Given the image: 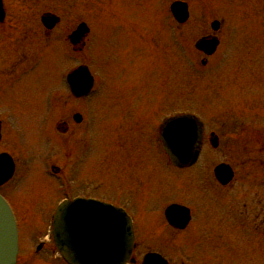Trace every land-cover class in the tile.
Segmentation results:
<instances>
[{
  "label": "rangeland",
  "instance_id": "1",
  "mask_svg": "<svg viewBox=\"0 0 264 264\" xmlns=\"http://www.w3.org/2000/svg\"><path fill=\"white\" fill-rule=\"evenodd\" d=\"M44 1L50 3L40 2V5L35 6L37 9L34 11V8L26 7L31 0H7L8 14L20 16L35 14L40 20L44 10H57L65 16L60 37L64 35V29L76 28L77 23L86 18L85 20L93 28V38L95 41H102L99 45H104L103 48L98 46V50L94 49L89 54L94 60L92 53H96L98 71L96 66L89 65L92 73H103L107 83L101 94L97 92L98 98L75 100L69 95L68 99L63 100H66L68 105L66 109L62 108V114L54 113V123L60 121L64 115L72 120V115L76 111L86 115V120L88 119L89 122L94 120L93 126L87 123L78 127L73 122L74 126L69 136L57 134L56 130L52 133L49 131L43 118L48 116L47 109L43 106V98L46 100V96H49L47 91L50 88L57 84L59 86V83L56 84L53 80L55 73L59 75L62 66L66 68L77 64L76 56H73L71 51L67 57L63 56V61L57 59L44 61L43 64L47 66L53 64L46 67L52 78L47 80L44 87H41V83L38 84L36 74L33 73L19 80L13 91L0 97L1 111L20 109L16 112L17 123L22 129V139L27 143L26 147L32 151L30 156L28 149L22 144H16L17 142L14 144V137L10 134L4 136V141L0 145V152L7 148L16 155L20 163H23L16 178L4 187L5 192L2 191L16 209L22 250L27 251L34 244L50 239L49 217L35 211L37 199L56 203L61 198L55 187L56 183L48 179L43 171L49 156L56 157L59 165L72 181L77 182L75 188L78 189L77 193L80 197H91L106 202L117 203L118 199H124L132 189L138 193L145 192L146 190L138 189L137 183L141 177L154 175L165 178L180 177L176 181L179 183L173 189L167 186L164 189L161 187L159 194L156 195L157 203L151 207L154 209L150 216L140 217V219L152 220L155 228L150 232L145 230V237L142 232L140 233L142 245L138 248V254L158 251L171 258L174 263L177 260H184L187 264H191L193 260V264H264V244L252 241L254 240L252 236L250 238L252 240L247 238L248 235L243 238L241 233L229 229L221 221L215 227L208 221L204 222V217L210 220L209 210L213 208L217 214L221 216L225 214L220 191L213 193L214 195L209 194L212 192L211 189L201 192L205 216L198 221L200 228L197 225L190 230L175 231L167 225L164 211L169 200L183 196L194 197L192 189H184V185L199 181L200 176L204 178L206 175L204 170L210 164L206 159L208 151L203 152L195 169L184 171L173 169L167 165L166 158L157 149L150 150L141 146L155 143H151L147 133L151 123L160 115L152 114L144 120L146 135L141 136L137 129L143 122L138 118L139 112L165 111L166 114L173 109L192 108L205 118L208 113L206 91L213 92L220 89L218 81L223 80L225 76L226 79L231 80L237 75L235 68L239 53L240 55L244 53L245 57L249 58L247 62L243 57L245 67L248 65L260 70L264 68V23L255 15L254 7H251L252 3H249V0H185L189 3L192 16L187 24L180 28L176 27L178 40L184 44V48L178 50L170 32L171 23L166 19L167 16L169 17L167 2L171 3V0L164 2L161 0ZM76 2L79 4L77 8ZM23 6L26 9L22 8ZM72 6L74 8H71ZM263 11V8L256 10L262 21H264ZM110 16L115 22L118 21L114 17L133 18L132 21L126 20V28L120 30L125 33L123 37L128 44L134 43L132 51H128L129 45L121 46V42L111 35L104 36V32L108 35L113 31V27L109 28L107 24V22L111 23ZM101 20L106 22L103 23ZM214 20L224 21L220 32L223 45L211 59V67L197 68L194 60L200 55L194 50L193 44L203 34L211 32L210 23ZM37 23L39 24V21ZM133 27L142 28L147 33L148 49L144 60L140 57L141 50L137 44L138 29L134 32ZM239 39L245 52L240 50ZM42 40L39 38L38 42ZM63 46L53 50L59 55H64ZM56 52L49 50L48 54L54 56ZM78 57L80 59V55ZM232 68L233 70L228 73ZM43 95L45 96L42 97ZM218 98L221 99V93ZM215 103L217 107V102ZM214 119L209 122L215 124ZM93 135L96 141L93 147H90L89 155L80 162L78 155L80 141L84 138L93 142ZM217 159L223 160L222 152H218ZM26 163L28 165H25ZM185 190H188L187 193H184ZM148 198L151 205L150 195ZM16 206L20 209L28 207L30 212H22ZM213 216L216 218L217 215ZM140 223L148 224L142 220ZM45 253L47 251L42 252V255L47 258ZM22 254L25 255L26 252Z\"/></svg>",
  "mask_w": 264,
  "mask_h": 264
},
{
  "label": "flooded vegetation",
  "instance_id": "2",
  "mask_svg": "<svg viewBox=\"0 0 264 264\" xmlns=\"http://www.w3.org/2000/svg\"><path fill=\"white\" fill-rule=\"evenodd\" d=\"M6 1L7 0H3L6 14L3 18L0 17V97L13 91L16 83L19 80L33 73L36 74L38 84L41 83V87H44L45 83H47V80L52 78V76L49 75L50 71H48L46 68L50 67L52 63L50 66L43 64L44 61L49 58L47 51L50 47L53 49L58 46H63V43L64 49L68 51L67 39L69 34L75 30V28L72 27L71 29L66 28L63 30L64 35L60 37L62 31L61 26L64 23L65 16L58 13L57 10L46 9L43 11V13H56L61 18L54 28L48 30L41 21L42 15H40V20L35 14L29 16L9 15ZM40 2L50 3L49 1L44 0H31V2L27 4L26 7L34 8V11H36L37 8L35 6L40 5ZM249 3H252L253 6H250L254 7L253 9L255 15L260 18V16L256 14V10L257 8L264 9V0H249ZM78 6L79 4L76 5V8ZM66 7L68 9V6ZM22 8L25 7L23 6ZM71 8H74V6ZM114 19H116L118 22L113 21L112 17L110 19L111 23L107 22V24H109V28L113 27V31L108 35L104 32V36L111 35L115 40L121 42V46L129 45L128 51H132V48H134L132 47L134 46V43L131 42L128 44V41H126L123 37L125 33L121 32L120 30L126 28V20L132 21L133 18L119 16L114 17ZM261 19L262 18H260L259 21L264 23V21ZM37 21H39V24ZM101 21L103 23L106 22L105 20ZM79 23L80 21L77 23V25ZM222 26L220 29L223 28ZM137 29V44L141 50L140 57L142 60H144V56L146 55L148 49V38L146 37L147 33L142 28H132L134 32ZM42 35H44V38H42ZM213 35L218 38L219 44L217 48L220 49V47L223 45V40L219 32H207L206 34H203L201 38L212 37ZM36 37H39L43 40L38 42L39 38L36 39ZM100 43H102V41H95V39L91 41L90 37H85L80 40V45H71V48L80 49L81 62H83L85 58L84 51L87 46L91 44L89 51L93 52L94 49L98 50V46H101L102 48L104 47V45H99ZM239 47L241 52H245L243 51L244 46L240 39ZM217 51L209 56H206L203 52H200L204 57L201 60L206 68L211 67L210 61L217 54ZM240 54L241 53H239V57L237 58V68H235L237 75H235L231 80L226 79L225 76L223 80L218 81V87L220 89H216L213 92L212 90L206 91V105L208 106V113L205 118L199 114L205 125L203 152L205 150L208 151L206 159L207 162L210 163L204 170V174L206 173V175L204 178L203 176H200V178L198 177L199 181H192V184L185 183L186 185H184V189H192L194 192V197L188 198L185 196L184 198L183 196L182 198H174L169 200L167 205L169 206L173 203H177L188 206L191 210L192 219L188 226L183 230H177L173 228L167 221L166 223L169 225V227H172H170L172 230L175 231H186L187 229H193V227H196L197 225L199 226L198 221L203 216H205V213L203 212L204 199L201 192L211 189L212 192L209 194L214 195L213 193L218 191H220L222 194V204L225 208V214L221 216L217 214L216 211H213V208L209 210V214H211L210 220L207 217H204V222L208 221L212 226L215 227L218 226L221 221L223 222V225L229 229L241 233L243 238L245 236L247 237L248 235L249 237L247 238L250 239L252 236V239L254 240H250L256 243L264 244V68L260 70L259 68L253 69L248 65L245 67L243 59L245 55L244 53L243 55ZM76 55L78 58V53ZM92 55L95 61L94 66H96L98 64L97 55L96 53H92ZM54 57H59L64 60L63 55H59L57 52L54 54ZM246 60L249 62V58H246ZM62 67L60 68L61 70L59 75L58 73H55V78H53L56 84L57 82L59 83V86L57 84L55 87L50 88L47 91L49 96H46V100L43 98V106L47 109L48 114V116L43 118L46 121V126L49 131H51V133L52 131L56 130L57 134L69 136V134L72 133V126H74L73 122L75 124L74 114L72 115V120L68 116L64 115L60 121L55 123L53 121L54 113L62 114V108L66 109L68 103L66 100H63L68 99L70 95L69 88L64 83L62 78ZM232 70L233 68L230 69L228 73ZM67 74L68 70L66 71L65 75ZM53 80L51 82H53ZM96 82L98 85L100 84L99 79L96 80ZM219 92L221 93V99L218 98L220 95ZM44 96L45 95L42 97ZM71 97L75 100H82L90 97L98 98L99 96L94 95L80 99L79 97H75L71 94ZM215 101L217 102V107H215ZM17 111H20V109L13 108V110H0V145L4 141V136L10 134V136L14 137V144L17 142L16 144H22L24 147L27 146V143L22 139V129L17 123ZM152 114H156V116L160 115L158 119L151 123L150 129L147 133L151 143H155L141 146H144L150 150L159 149L160 151L158 145L157 126L159 124V119L164 116V111L161 113H149L148 111L145 113L139 112L138 118L143 120V122H141L137 129L140 131L141 136L142 134H145L146 125H144V120ZM213 118L216 120L215 124H211L209 122ZM93 122L94 120L89 122V120H86L85 117L81 126H85L87 123L89 126H93ZM55 138L57 141V137ZM94 141H96L94 135L93 142H90L84 138L80 141V152L78 153V155H80V162H82L89 155L90 147H93ZM16 148L20 149L18 147ZM6 150L7 148L3 151ZM219 151L222 152L223 155L222 161L217 159V154ZM28 153L30 156H32V151L30 149H28ZM14 158L16 163V175L19 169H21L23 163H20L19 160L16 159V155H14ZM222 163L229 164L234 172L232 180L227 184H222V182L215 175L216 166ZM25 165H28V163ZM43 171L45 172L44 166ZM51 171V174L59 181H61V179L66 174V171L58 166H51ZM62 173L63 175L61 176ZM179 178L180 177L165 178L164 176L160 175H154L153 177H141L137 183L138 189L146 190L145 192L138 193L132 189L130 192H128L124 199H118L117 203L112 201L110 202L116 206L123 207L128 212V214L133 217L136 234L135 252L142 245L140 233L142 232L143 237H145V230L150 232L153 228H155L152 220H144L142 218L140 219V217H149L152 209H154L151 207L157 203L156 195L159 194V189L161 187L164 189L165 186L173 189L176 184L179 183L176 182ZM191 178L195 179L197 177ZM52 181L56 183L55 187L59 192V195L61 192H63V189L66 188V185L67 190L71 191L68 179H66L67 184H65V187L64 184H60V182L56 180ZM76 183L77 182H72V190H75L73 191L74 193H77L78 190L75 188ZM149 189L152 190L149 191ZM154 189H156V191H154ZM187 191L188 190H185L184 193H187ZM149 195L151 205L149 204ZM46 203L48 205H46ZM43 205H46V207ZM55 205L56 204L51 200L37 199L35 211L42 212L43 215H50L54 212ZM17 208L22 212H30L28 207L21 209L19 207ZM14 210L16 211V209ZM200 211L202 212L200 213ZM148 213L149 215H147ZM214 214L217 215L216 218L213 216ZM141 220L142 222L148 224H141ZM206 224L208 225V223ZM21 247L22 246H20V250ZM37 247L40 249L37 251L38 253H36L35 247V249L32 252L30 251L28 255L19 257L18 264H29L30 262L36 264H67L60 256L56 255V248L52 240H49L48 244L46 242H41L37 245ZM44 250L47 251V253H45L47 258L43 257L44 254L35 256ZM142 258L143 257L140 254L135 255L133 256L134 260L130 261L128 264H142ZM167 260L168 264H187L184 260H177L175 263L171 258H168Z\"/></svg>",
  "mask_w": 264,
  "mask_h": 264
},
{
  "label": "water",
  "instance_id": "3",
  "mask_svg": "<svg viewBox=\"0 0 264 264\" xmlns=\"http://www.w3.org/2000/svg\"><path fill=\"white\" fill-rule=\"evenodd\" d=\"M172 10L179 21L187 20V4L176 2L172 5ZM51 20L46 17L44 23L51 25ZM212 25L217 29L219 23L214 22ZM85 30L86 27L81 26L74 35V40H79ZM209 45L206 41L200 43L204 48H209ZM69 77L77 96L84 94L92 84L87 68L79 67ZM162 137L165 151L175 165L186 167L198 159L202 124L196 117L182 115L167 120L163 125ZM2 159L0 157V161ZM217 175L221 178L225 175L222 167L217 169ZM231 176L230 171L227 178ZM187 213L186 209L179 210L176 206L167 211L170 222L180 226L178 222L181 221L182 227L188 221ZM53 235L62 255L72 264H124L134 247L130 218L91 201L76 200L63 204L54 217ZM17 252L18 231L15 218L7 202L0 196V264H15ZM162 263L165 262L154 253L148 254L144 260V264Z\"/></svg>",
  "mask_w": 264,
  "mask_h": 264
}]
</instances>
